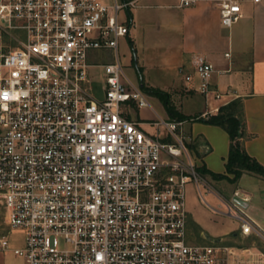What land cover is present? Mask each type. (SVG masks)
I'll use <instances>...</instances> for the list:
<instances>
[{
  "label": "built area",
  "instance_id": "built-area-1",
  "mask_svg": "<svg viewBox=\"0 0 264 264\" xmlns=\"http://www.w3.org/2000/svg\"><path fill=\"white\" fill-rule=\"evenodd\" d=\"M179 1L181 8L198 2ZM261 1L218 0L222 25L232 28L242 18V2ZM132 6L0 0V226L8 228L0 250L26 264H231L238 260L232 248L188 242L190 183L213 193L243 235L264 237L248 213L249 193L237 188L226 198L209 189L186 121L155 120L150 135L123 112L124 104L150 107L119 55ZM92 51H112L115 59L92 65ZM94 67L103 73L102 97ZM215 72L198 56L185 80H197L192 89L206 100L221 99L211 85ZM16 232L24 245L11 248L9 234Z\"/></svg>",
  "mask_w": 264,
  "mask_h": 264
},
{
  "label": "crops",
  "instance_id": "crops-1",
  "mask_svg": "<svg viewBox=\"0 0 264 264\" xmlns=\"http://www.w3.org/2000/svg\"><path fill=\"white\" fill-rule=\"evenodd\" d=\"M128 1L133 2V6L124 14V21L129 26L130 33L120 41L121 60H127L129 65L133 63L134 55L130 47L132 41L138 55H145L147 52L149 63L158 68L165 84L164 89L171 92L172 98L181 99L183 102H198L201 106L197 113L201 115H216L222 106L239 102L245 130L242 145L251 157L264 166V0L258 4L242 2L243 16L232 28L222 25L218 0H198L195 5L187 8L179 7V0ZM226 53H230V58L225 56ZM198 56L205 57L214 65L216 72L211 85L223 95L221 99L206 100L195 88L192 89L198 84L197 80L191 86L179 75L180 68H183L186 74L192 73L193 63ZM114 59L112 51H92L89 54V62L92 65H102L113 62ZM91 74L94 89L97 95L102 97L101 68H92ZM132 106L136 107L133 104ZM175 107L186 117H194L180 111L177 105ZM140 111L138 109V116L134 118L123 109L129 119L141 121L143 129L148 126L154 128L150 123L161 118L157 112L151 111V119H142ZM163 111L167 119L172 120L164 106ZM199 147L204 154L213 150L208 141ZM247 176L249 175L243 174L234 185L250 194L248 213L264 231V183L250 179L249 186L247 183V186H242V181L246 180ZM194 191L193 184L187 188V227L195 228L202 243L196 244L195 236L188 234L187 229L188 242L192 245L221 242L236 253L238 260L232 258L231 264H264L259 261L260 257H257L255 248L236 247L223 242L230 238L247 242L254 234L243 235L240 224L234 219L219 228L211 225L206 219L204 209L193 199ZM3 230L0 229V233ZM6 255L7 252L0 250V264H5ZM19 264H26V261L21 259Z\"/></svg>",
  "mask_w": 264,
  "mask_h": 264
},
{
  "label": "rangeland",
  "instance_id": "rangeland-1",
  "mask_svg": "<svg viewBox=\"0 0 264 264\" xmlns=\"http://www.w3.org/2000/svg\"><path fill=\"white\" fill-rule=\"evenodd\" d=\"M146 53L145 55H143L142 53L138 55L135 51V53H133L134 61L131 65H129L127 60H121L122 65L124 66L125 75L134 85H137L144 92L150 103V107H147L146 109L143 108L144 110L140 109V118L151 119L152 111L157 112L161 116V118L158 119L166 120L167 117L163 111L161 101L157 97L153 96L150 91L153 89H159L164 91L165 93H168L171 96V102L174 106L177 105L180 111L182 110L184 113L192 114L194 116L187 117L188 119L183 126V131L188 139L191 140L190 150L197 167L199 169L202 167H208L214 173H225L226 158L230 145V137L228 133L222 127L208 123V118H202L201 114L197 113L201 106V104H199L198 102H191V100H184L183 102L181 99L178 100L172 98L171 92L164 89L165 84L163 82L162 76L158 71V68L153 67L149 63ZM185 74L186 71H184L183 73L179 72V75L183 77L182 79L185 78ZM122 107L127 113L131 114L132 117L137 118V107L132 106V104H124ZM144 130L150 135H155L154 128L148 126L144 128ZM160 134L161 137H164L166 135V131L162 129ZM206 141L210 142L213 150L210 153L204 154L199 146L205 144ZM247 175L249 176H247L248 178H246V180L242 181V186H247V184L249 186L250 179H257L258 181H262L264 183V180H262L259 176L251 174ZM204 178L208 184L209 189L214 192H218L226 198H229L234 190L239 187L238 185H234V183H231L227 180H216L209 174L204 175ZM192 184L193 183L188 184L187 188L192 186ZM193 185L195 186V184ZM192 197L197 202V204L204 209L206 219L211 225L213 224L215 227L219 228L232 219L225 214L224 208L219 207L220 203L217 200L216 196L213 193L207 192L205 188L202 187L199 190L195 186V191L192 193ZM213 208H217L219 212ZM0 229H4L3 232L0 233V235L8 232V228H5L4 226H0ZM187 229H189L188 234L191 233L192 236H195L194 239L197 240L196 244H201L202 239L201 237H198V234L194 230L195 228L189 226L187 227ZM225 241H223L225 244L229 243L231 246L255 248V251L258 253L257 257H260L259 261H263L264 263V237L254 235L253 238H251V240H248L247 242L241 239H239L238 241H234L232 238ZM9 244L11 248L22 247L24 245L23 233H10ZM21 259L22 258L14 255L13 253L7 252V255L5 257V264H19V261Z\"/></svg>",
  "mask_w": 264,
  "mask_h": 264
},
{
  "label": "trees",
  "instance_id": "trees-1",
  "mask_svg": "<svg viewBox=\"0 0 264 264\" xmlns=\"http://www.w3.org/2000/svg\"><path fill=\"white\" fill-rule=\"evenodd\" d=\"M130 47L132 52L135 53L132 41H130ZM150 93L161 101L166 113L171 119L180 121H186L188 119L176 109L168 93L159 89H153ZM240 108V103L235 101L226 106H222L216 115L209 116L207 119L208 123L225 129L230 137V148L225 173H214L206 167H202L199 169V172L203 176L209 174L216 180H227L231 183L238 182L243 174L256 175L264 180V166L255 158L251 157L242 145L241 140L244 137L245 130L239 111Z\"/></svg>",
  "mask_w": 264,
  "mask_h": 264
}]
</instances>
